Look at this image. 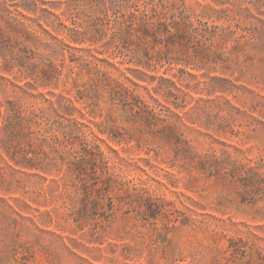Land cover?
Instances as JSON below:
<instances>
[{"label": "rangeland", "instance_id": "obj_1", "mask_svg": "<svg viewBox=\"0 0 264 264\" xmlns=\"http://www.w3.org/2000/svg\"><path fill=\"white\" fill-rule=\"evenodd\" d=\"M0 264H264V0H0Z\"/></svg>", "mask_w": 264, "mask_h": 264}, {"label": "trees", "instance_id": "obj_2", "mask_svg": "<svg viewBox=\"0 0 264 264\" xmlns=\"http://www.w3.org/2000/svg\"><path fill=\"white\" fill-rule=\"evenodd\" d=\"M155 2V1H154ZM154 2L152 1V4H154ZM155 9H156V12H162V13H166V11H165V9H166V7H167V5L165 4V3H162V5H163V9H159V6H158V4L155 2ZM154 6V5H153ZM66 27H68V29L69 30H73V31H77V29H75V27H71V26H68V25H66ZM77 33V32H76Z\"/></svg>", "mask_w": 264, "mask_h": 264}]
</instances>
